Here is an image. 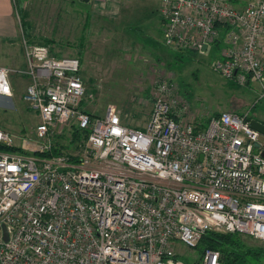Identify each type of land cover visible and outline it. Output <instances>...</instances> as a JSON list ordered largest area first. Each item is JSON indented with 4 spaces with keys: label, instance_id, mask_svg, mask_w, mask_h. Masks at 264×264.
Wrapping results in <instances>:
<instances>
[{
    "label": "built area",
    "instance_id": "1",
    "mask_svg": "<svg viewBox=\"0 0 264 264\" xmlns=\"http://www.w3.org/2000/svg\"><path fill=\"white\" fill-rule=\"evenodd\" d=\"M159 14L165 46L218 44L213 71L264 97V0H163ZM23 48L24 68L0 66V107L12 77L25 79L20 99L39 122L24 147L0 129V146L46 153L73 127L83 139L49 158L0 151V264H185L174 245L195 250L212 230L264 243V158L247 114L188 123L160 82L171 100L156 98L146 125L129 127L114 107L83 108L79 59ZM194 263L227 264L212 249Z\"/></svg>",
    "mask_w": 264,
    "mask_h": 264
},
{
    "label": "rangeland",
    "instance_id": "2",
    "mask_svg": "<svg viewBox=\"0 0 264 264\" xmlns=\"http://www.w3.org/2000/svg\"><path fill=\"white\" fill-rule=\"evenodd\" d=\"M162 1L134 0L132 4H120L116 11L104 12L110 13V17H118L108 22L97 21L106 28L96 32L84 51L80 44L86 42L81 35L85 37L87 32L85 30L82 34L81 28H76V23L69 20L32 22L30 28L34 27L32 34L43 38L45 43L51 41L48 45L54 55L79 59L81 78L86 87L83 108L90 113L103 115L111 106L118 111L124 125L142 129L149 119L154 100L158 97L171 100L168 94H161L158 89L162 83H167L174 90L171 97L183 111L182 119L188 123L202 124L211 115L228 111L247 114L258 122H264V97L260 96L257 87L252 85L257 91L253 92L225 81L213 71L218 46H211L207 53L195 49L180 53L164 45L159 14ZM17 2L21 0L12 4L19 44L5 42L0 46V66L11 69H22L25 65L26 4L20 6L16 5ZM66 9L79 10V16L86 10L82 4ZM127 14L132 17H127ZM39 41L27 43L45 44ZM15 53L16 60L8 58ZM12 80L13 97L0 107V129L14 136V145L24 147L27 141H33L34 128L39 121L37 113L20 99L25 79L14 76ZM65 132L69 133L67 129ZM58 137L61 144L69 145L66 133ZM258 144L264 145L261 135ZM28 148L33 146L29 144ZM68 150L72 152L71 147ZM212 232L225 235L220 231ZM237 238L248 248H264V243L247 236ZM173 251L186 263H194L200 253L179 243L174 245Z\"/></svg>",
    "mask_w": 264,
    "mask_h": 264
},
{
    "label": "crops",
    "instance_id": "3",
    "mask_svg": "<svg viewBox=\"0 0 264 264\" xmlns=\"http://www.w3.org/2000/svg\"><path fill=\"white\" fill-rule=\"evenodd\" d=\"M13 1L15 0H0V46L5 42L11 44L16 42L19 44L13 14ZM133 2L134 0H89L88 3H83L80 0H21V2H17L16 5L22 6L26 4V37L29 43L32 44L37 40L41 41L43 39L35 35V33L32 34L34 32L33 30L35 29L34 27V29L32 27L30 28V24L32 22H41L44 20L66 22L69 20L72 23H76V28H81L82 34L85 32V30L87 32L85 37L84 34L81 35V39L84 38L86 42L84 45L83 43L80 44L82 45L81 48L84 51V48L86 49V47L89 45L92 37L100 30H103L102 28H106L103 24L96 22L99 20L101 23L108 22L111 20V18L113 20L118 17H115L114 15H112L113 17H110V13L105 14L104 12H110L111 10L116 11L115 8L117 6L119 7L120 4L127 5L132 4ZM77 4H82L86 8L85 12H81L80 16L79 10L73 11L72 9H66V7L71 8ZM48 14L51 15L48 16ZM127 17H132V15L127 14ZM18 51L19 53L22 52L20 47H18ZM15 55L16 53L9 55L8 58L11 57L16 60L17 58ZM25 85H27V80H25ZM252 85L254 84L250 83V85L245 88L253 91L254 89ZM260 123L264 124V122Z\"/></svg>",
    "mask_w": 264,
    "mask_h": 264
},
{
    "label": "trees",
    "instance_id": "4",
    "mask_svg": "<svg viewBox=\"0 0 264 264\" xmlns=\"http://www.w3.org/2000/svg\"><path fill=\"white\" fill-rule=\"evenodd\" d=\"M23 12L24 10H20ZM25 15V13H23ZM25 18V17H24ZM25 35V34H24ZM27 40V37H26ZM28 41V40H27ZM41 42L45 43V40H41ZM49 42L46 41L45 44L49 46ZM219 45L214 44L213 47H216ZM185 53V52H183ZM57 56V55H56ZM234 84V83H232ZM236 85V84H235ZM240 116H243V113H236ZM219 113H215L212 116H218ZM209 117V118H210ZM208 119H206L205 122L200 125L202 127H205L206 123L208 122ZM246 119L250 121L252 118L247 115ZM83 134L76 128L73 127L70 132L71 136V142L69 145H63L59 142L60 138L57 136L53 140V146L52 149L49 152L46 153H29L27 151H24L21 148H15V147H3L0 146V151H6V152H20L26 155H38L41 157L49 158L53 156H58L61 154L68 153V148H75L74 145L80 141V137ZM85 137V136H84ZM237 236H241L240 234H219L212 231L205 232L200 240V243L198 247L195 250H199V255L205 250V249H212L216 250L220 253L221 260L225 261L227 264H263L264 260V248H248L244 246L237 238ZM185 264H195V263H186Z\"/></svg>",
    "mask_w": 264,
    "mask_h": 264
},
{
    "label": "water",
    "instance_id": "5",
    "mask_svg": "<svg viewBox=\"0 0 264 264\" xmlns=\"http://www.w3.org/2000/svg\"><path fill=\"white\" fill-rule=\"evenodd\" d=\"M82 1L83 3H88L89 0H80ZM206 50V46L203 47V51ZM249 125L250 127L255 130L256 132H258L261 136L264 137V124L254 120V119H251L249 121ZM257 149L260 150V154L261 156L264 158V146H261L260 144H256L255 145ZM3 231H4V241H7V234H6V229L5 227H3Z\"/></svg>",
    "mask_w": 264,
    "mask_h": 264
}]
</instances>
